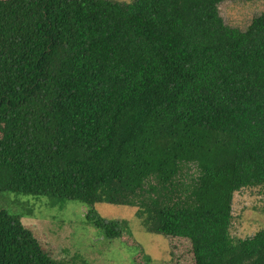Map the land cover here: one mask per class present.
I'll return each mask as SVG.
<instances>
[{
    "label": "trees",
    "instance_id": "16d2710c",
    "mask_svg": "<svg viewBox=\"0 0 264 264\" xmlns=\"http://www.w3.org/2000/svg\"><path fill=\"white\" fill-rule=\"evenodd\" d=\"M226 0H0V193L78 201L106 239L137 208L194 264H264V228L231 235L233 199L264 194V11ZM251 1V0H246ZM0 208V264H71Z\"/></svg>",
    "mask_w": 264,
    "mask_h": 264
},
{
    "label": "rangeland",
    "instance_id": "374dc122",
    "mask_svg": "<svg viewBox=\"0 0 264 264\" xmlns=\"http://www.w3.org/2000/svg\"><path fill=\"white\" fill-rule=\"evenodd\" d=\"M131 2L133 0H114ZM226 24L245 30L252 19L264 11V0H226L219 5ZM49 196L0 193V208L22 216L46 244L57 248L55 258L71 264H131L140 259L133 242L106 239L102 232L84 218L85 207L78 201L54 202ZM98 212L108 219H126L132 239L150 256L148 264H194L190 242L149 233L136 216L137 208L129 205L98 203ZM231 235L252 236L264 228V194L259 188H243L233 199Z\"/></svg>",
    "mask_w": 264,
    "mask_h": 264
}]
</instances>
